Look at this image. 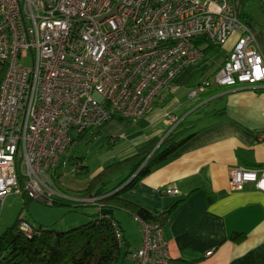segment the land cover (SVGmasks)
Wrapping results in <instances>:
<instances>
[{
	"label": "built area",
	"instance_id": "1",
	"mask_svg": "<svg viewBox=\"0 0 264 264\" xmlns=\"http://www.w3.org/2000/svg\"><path fill=\"white\" fill-rule=\"evenodd\" d=\"M236 30L223 63L190 97L212 84H264V53L234 0H0L2 204L14 191L50 205L55 196L95 203L52 184L51 170L68 166L62 158L73 140L113 117L146 115L207 46H223ZM258 138L264 142V131ZM248 182L264 190V166L230 170L234 190ZM135 218L143 237L132 264H170L164 227ZM19 228L32 233L27 221Z\"/></svg>",
	"mask_w": 264,
	"mask_h": 264
},
{
	"label": "crops",
	"instance_id": "2",
	"mask_svg": "<svg viewBox=\"0 0 264 264\" xmlns=\"http://www.w3.org/2000/svg\"><path fill=\"white\" fill-rule=\"evenodd\" d=\"M245 1L234 0L242 19ZM244 22L264 53L263 29ZM241 33L238 31L226 41L219 59L190 64L173 85L159 94L143 117L136 120L113 117L90 131L92 138H103L112 149L111 159L121 160L156 149L184 119L188 124L194 123L190 132L196 134L124 193L127 199L151 211L170 208L182 200L176 216L163 226L170 264H264V190L253 182L242 190H234L230 185L232 168L264 166V142L258 138L264 131V84L235 87L212 84L196 97L188 94L218 69ZM199 72L203 76L196 78ZM198 123L202 126L198 127ZM102 169L103 166L76 191L88 187ZM65 170L59 181L74 185L71 174L75 172ZM169 187L179 189L180 194L166 193ZM57 192L68 194L61 187H57ZM107 210L119 221L125 239L127 254L121 264H132L131 253L142 244L141 224L128 212L118 214L117 218L115 209ZM124 220L131 226L125 227ZM233 234H241L243 239L238 242L232 239ZM129 237H139L138 246H132L133 238Z\"/></svg>",
	"mask_w": 264,
	"mask_h": 264
},
{
	"label": "trees",
	"instance_id": "3",
	"mask_svg": "<svg viewBox=\"0 0 264 264\" xmlns=\"http://www.w3.org/2000/svg\"><path fill=\"white\" fill-rule=\"evenodd\" d=\"M196 42L203 44L202 40ZM209 46L204 49L205 52ZM2 79L3 74L0 73V84ZM193 126L194 123L188 124L184 119L170 131L156 149L107 162L91 179L88 187L76 193L80 197H98L95 203L84 202L93 203L99 208L95 218L87 223L67 230H56L48 225L36 226L19 217L0 235V264H121L127 254V250L124 249L125 239L117 237V230L122 231L121 226L112 211L107 209H122L144 221L166 226L176 216L182 200L170 208L151 211L127 199L124 193L153 167L174 155L194 136L196 132H190ZM62 159H66L68 166L63 167L61 162L55 168L54 171L57 173L52 172L54 182L59 181L64 169L70 170L75 164L76 174L88 171V167L79 157L73 156L67 159L64 156ZM74 160L76 163L73 162ZM116 173L125 176L112 186V177ZM63 190L69 193L66 189ZM73 202L59 196L54 197V204L72 205ZM22 221H27L31 225L30 235L19 228ZM232 239L239 242L243 237L241 234H233Z\"/></svg>",
	"mask_w": 264,
	"mask_h": 264
},
{
	"label": "rangeland",
	"instance_id": "4",
	"mask_svg": "<svg viewBox=\"0 0 264 264\" xmlns=\"http://www.w3.org/2000/svg\"><path fill=\"white\" fill-rule=\"evenodd\" d=\"M245 2V12L243 15L244 21L246 20L252 25H255L258 29H263L264 31V3L261 0H246ZM237 34L238 30L232 33L229 40L233 39ZM225 46L226 44L223 46L210 45L205 52V57L197 61L195 64L204 62L207 59H219V57L222 56L223 51H225ZM202 76L203 73L199 72L196 78ZM200 126H202V123L198 125V127ZM90 131L91 130H88L73 140L65 153L67 159H70L73 156L79 157L83 164L88 167V171L85 173L71 174L74 185H67L65 180L63 181L64 183L61 181H52V184L56 188L57 186H60L61 188L66 189L71 196L76 195V193H78L76 190L83 188L87 181H89L90 177L96 173L101 166H104L109 161L117 160L116 158L111 159L112 149L103 142V138H92ZM58 169L61 170L62 168ZM54 170L55 169L51 170V173L54 172ZM124 176L125 175L121 173L114 174L111 182L112 186L121 181ZM0 207V235L8 227L12 226L19 217L24 218L29 223L36 226L48 225L56 230H67L92 220L95 218L98 211L97 206L93 203L74 201L72 205L67 203H55L50 205L40 199H29L24 194L15 191L6 195L3 204L2 201H0ZM124 211L125 210L122 209H115L116 217L118 214L124 215L126 212ZM119 220L121 221L120 217ZM134 223L135 230H137L138 225L136 222ZM122 224L125 227L131 226L126 220H124ZM130 238H133L131 245L138 246L139 237H129V239Z\"/></svg>",
	"mask_w": 264,
	"mask_h": 264
},
{
	"label": "water",
	"instance_id": "5",
	"mask_svg": "<svg viewBox=\"0 0 264 264\" xmlns=\"http://www.w3.org/2000/svg\"><path fill=\"white\" fill-rule=\"evenodd\" d=\"M157 148V147H156Z\"/></svg>",
	"mask_w": 264,
	"mask_h": 264
}]
</instances>
